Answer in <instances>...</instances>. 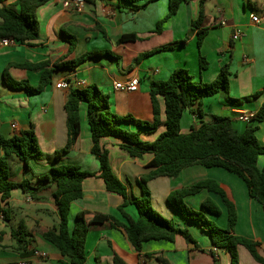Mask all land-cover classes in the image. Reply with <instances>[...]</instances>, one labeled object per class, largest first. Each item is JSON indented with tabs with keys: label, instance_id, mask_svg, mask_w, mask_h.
I'll return each instance as SVG.
<instances>
[{
	"label": "crops",
	"instance_id": "1",
	"mask_svg": "<svg viewBox=\"0 0 264 264\" xmlns=\"http://www.w3.org/2000/svg\"><path fill=\"white\" fill-rule=\"evenodd\" d=\"M201 2L204 17L199 28L194 30L192 23L199 19ZM145 4L146 7L134 10V7ZM2 7L20 12L17 0L0 4ZM168 12V0H136L134 3L96 0L94 3L85 1L81 5L75 0H50L36 11L40 36L34 45H0V137L8 139L33 128L43 153L42 158L30 161L29 169L14 159L11 178L15 183L28 180L33 187H38V177L58 165H73L85 172L99 173V162L91 151L93 143L86 103L80 106L81 132L76 143L59 161L52 159L54 153L63 150L68 142L66 103L69 91L57 88V84L64 80L73 82L74 88L98 87L109 96L111 111L119 117L131 116L151 122L152 82L165 81L176 70L185 69L195 81L212 83L221 69L227 66L230 71L228 96L235 101H228L223 93L207 97L203 101V118L189 110L184 112L182 133H189L193 125L212 121L214 116L230 118L239 133L246 130L248 124L240 121L238 114H257L264 108V0H186L174 16L164 21ZM253 16L258 17V23L252 22ZM160 22L162 25L158 32ZM200 31L204 32L201 48L198 47ZM124 35H134L136 40L119 43ZM91 52L108 54L89 58L75 70L55 67L58 63L77 60ZM201 57L208 63L203 71L200 69ZM43 62L49 64L47 69L52 72V82L42 93L28 95L6 84L7 79L37 87L43 71L20 65ZM132 80L139 82L136 92L115 88L117 83ZM82 82V87L77 86ZM158 101L164 121L163 97H159ZM14 124L16 130L12 129ZM122 126L131 131L138 130L132 123ZM164 131L165 127H160L155 133L141 131V137L154 142ZM256 137L264 146V121L258 123ZM121 144L123 141L117 137L101 139L102 147L109 152L113 172L126 185L130 196L140 198L142 190L139 182L154 170L148 167L153 155L132 158L120 148ZM2 154L0 147V156ZM258 167H264V156L259 158ZM201 180L217 181L229 192L238 214L234 233L257 242L259 254L264 258V211L257 201L250 198L245 182L221 168L192 166L176 178L152 179L147 187L152 203L160 210L158 212L176 226L188 229L200 249L182 236H177L174 242L144 243L139 253L123 227L115 228L110 222H105L90 226L86 239V264H113L115 255L127 264H155L156 258H149L148 255H161L170 264H231L230 254L213 247L210 235H200L195 223L183 218L168 205L170 193ZM55 191V185H48L39 193L37 200L21 190L12 192L8 201L10 219L5 220L0 215V264H20L22 261H30V264H71L43 238L44 231L59 225L53 197ZM209 198L221 210L219 216L209 215V218L225 229L228 213L219 196L203 190L187 197L185 202L193 209L202 210V203ZM122 204L123 199L108 192L103 180L88 178L83 183V197L71 205L70 229L74 228L75 218L80 212H85L88 219L95 215H110L121 225H126L128 220L119 211ZM124 213L134 220L138 218L134 205L126 206ZM21 227L32 237L28 238L31 239L27 247L28 255L23 254L13 237ZM31 249L48 253L49 258L33 259ZM238 253L239 264H260L245 247L239 246Z\"/></svg>",
	"mask_w": 264,
	"mask_h": 264
},
{
	"label": "trees",
	"instance_id": "2",
	"mask_svg": "<svg viewBox=\"0 0 264 264\" xmlns=\"http://www.w3.org/2000/svg\"><path fill=\"white\" fill-rule=\"evenodd\" d=\"M9 0H0L3 4ZM50 0H17L20 12L7 7L0 8V39L8 38L23 45H34L40 36V26L36 16L39 7ZM94 3L96 0H85ZM136 0H120L121 2L134 3ZM169 12L164 21L174 16L180 6L186 0H168ZM134 7V10L146 7ZM204 17L203 2L199 19L192 23V29L196 30L201 25ZM162 22L158 25L160 32ZM204 32H198V47L201 48ZM136 40L134 35H124L119 43ZM74 48L75 45L72 44ZM72 48V50H73ZM108 53L91 52L81 58L64 63H58V69L75 70L81 63L89 58L107 55ZM48 62L40 64H22L20 67L36 71H43L40 84L32 87L27 82L7 80L6 84L13 89L23 90L28 95L42 93L47 85L52 82V72L47 69ZM205 58H200V69L207 68ZM230 84V71L224 66L218 77L212 83L197 82L185 69L176 70L165 81H154L150 85V97L153 107V120L141 121L131 116L119 117L111 111L109 96L96 86L85 88H71L66 103L68 142L61 151H57L52 159L57 162L71 150L76 143L80 132V106L86 103L87 119L92 139V154L99 162V173H89L80 170L73 165H58L50 171L38 177L39 186L33 187L28 180L15 183L11 178V169L14 159L26 169L30 167V161L40 159L43 153L40 150L38 139L33 128L21 131L11 138L0 137V215L9 220L11 210L8 201L15 190H21L32 199H39V193L48 185H55L53 194L58 210L59 225L52 230L43 232V238L53 245L59 253L70 260L71 264H86V239L91 225L110 222L113 227H123L137 252L141 253L144 243L150 241L174 242L177 236H182L189 244L200 249L198 242L188 229L176 226L171 220L165 218L152 207L151 193L147 187L150 180L160 177L176 178L180 173L192 166L205 168H221L242 179L248 189L250 198L257 201L264 211V167H258V160L264 156V146L257 137L258 123L264 121V108H262L254 120H252L243 133H239L233 126L230 118L214 116L210 122H201L199 126L193 125L189 133H182L181 120L184 112L189 110L199 118L204 117L203 101L207 97L219 93L226 95L227 100L234 102L228 96ZM259 94L256 95L258 97ZM159 97H163L165 104V120L161 119ZM132 123L138 130L131 131L122 125ZM160 127L165 131L154 142L142 139L141 131L155 133ZM105 137H117L123 141L120 148L126 151L132 158H141L146 154L153 155L148 167L154 170L142 178L139 185L142 189V197L136 198L129 195V190L113 172L109 152L101 145V139ZM98 177L104 181L106 189L110 193L117 194L123 199L119 211L127 218L128 224H120L110 215H95L88 219L85 212H80L75 218L74 228L70 229L69 215L74 201L83 197V183L86 179ZM207 190L220 197L228 213V226L219 227L210 216H219L220 207L211 199L202 203V210L189 207L185 199ZM168 205L183 218L195 223L207 232L212 240L213 247L230 254L231 264H239L238 247H245L254 260L264 264V258L259 254V244L250 239L238 236L234 233L238 222V214L229 192L224 186L214 180H201L189 187L173 191L167 197ZM134 205L138 211L136 220L124 213V208ZM14 239L24 255H28V243L32 239L21 227L14 234ZM31 238V239H28ZM28 253V254H27ZM214 256V255H213ZM155 257L159 264H170L161 255H148ZM215 257V256H214ZM113 264H127L119 256L115 255Z\"/></svg>",
	"mask_w": 264,
	"mask_h": 264
},
{
	"label": "built area",
	"instance_id": "3",
	"mask_svg": "<svg viewBox=\"0 0 264 264\" xmlns=\"http://www.w3.org/2000/svg\"><path fill=\"white\" fill-rule=\"evenodd\" d=\"M75 1L78 5L84 4V2H85V0H75ZM252 22L258 23L259 22L258 17L253 16ZM15 43L16 42L12 39H8V38L0 39V45L1 46H10V45L15 44ZM73 85H74L73 82H71L70 80H64V81L60 82L59 84H57V88L63 89L66 91H70V89L73 88ZM83 85H84V83L82 82V83L78 84L77 86L82 87ZM138 86H139L138 80H132V81H128L125 83H117L115 85V88L117 90H121V91L136 92L138 90ZM256 116H257V114H254V113L240 112L238 114V119L242 122L249 124L252 120H254L256 118ZM12 129L16 130L17 126L15 124L12 125ZM30 252H31V257L33 259L47 260L49 258L48 253H46L44 251H40L38 249H31ZM20 264H30V261H22V262H20Z\"/></svg>",
	"mask_w": 264,
	"mask_h": 264
},
{
	"label": "rangeland",
	"instance_id": "4",
	"mask_svg": "<svg viewBox=\"0 0 264 264\" xmlns=\"http://www.w3.org/2000/svg\"><path fill=\"white\" fill-rule=\"evenodd\" d=\"M192 185V184H191ZM191 185H189V186H191ZM189 186H187V187H189ZM140 188H141V186H139ZM138 187V188H139ZM139 188V189H140ZM142 190V189H141ZM142 195V194H141ZM151 199H152V196H151ZM152 202H153V200H152ZM188 205V204H187ZM154 206H155V203L153 204L152 203V207L154 208ZM189 206V205H188ZM190 207V206H189ZM154 210H156L157 212L159 211L160 212V210H159V208H158V206L156 205L155 206V208H154ZM158 212V213H159ZM208 217H209V215H208ZM211 219V218H210ZM213 220V219H212ZM214 221V220H213ZM216 223V222H215ZM220 227V226H219ZM196 228H198V230L200 231V235H202V236H207V237H209V234L207 233V232H205L204 230H202L200 227H198V225L196 226ZM211 257V256H210ZM158 261L157 260H155V264H158L157 263Z\"/></svg>",
	"mask_w": 264,
	"mask_h": 264
}]
</instances>
